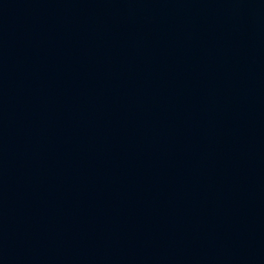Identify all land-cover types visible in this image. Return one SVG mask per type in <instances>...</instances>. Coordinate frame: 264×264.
Wrapping results in <instances>:
<instances>
[{
  "label": "water",
  "instance_id": "water-1",
  "mask_svg": "<svg viewBox=\"0 0 264 264\" xmlns=\"http://www.w3.org/2000/svg\"><path fill=\"white\" fill-rule=\"evenodd\" d=\"M0 264H264V0H0Z\"/></svg>",
  "mask_w": 264,
  "mask_h": 264
}]
</instances>
